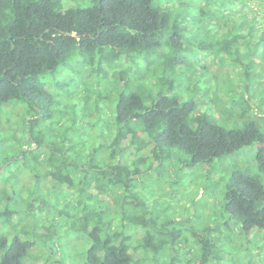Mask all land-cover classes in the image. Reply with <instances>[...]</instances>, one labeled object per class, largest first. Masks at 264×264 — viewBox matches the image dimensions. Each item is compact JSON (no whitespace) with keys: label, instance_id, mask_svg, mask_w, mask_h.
<instances>
[{"label":"trees","instance_id":"1","mask_svg":"<svg viewBox=\"0 0 264 264\" xmlns=\"http://www.w3.org/2000/svg\"><path fill=\"white\" fill-rule=\"evenodd\" d=\"M184 1L0 0V151L8 152L0 165V264L28 256L55 264L70 237L80 243V264H158L182 234L163 229L159 201L146 203L143 193L160 196L161 188L163 196L160 177L165 167L174 171L179 152L205 170L228 161V219L244 234L264 232V28L229 19L231 10L196 9L210 0ZM206 59L242 88L230 109L219 86L207 106H223L197 105L190 82L219 77ZM57 77L74 115L84 111L80 145L70 139L74 126L43 130ZM181 84L189 93H170ZM15 106L24 117L12 120ZM220 119L240 123L226 128ZM96 127L101 137L92 135ZM251 146L253 164H244L240 152ZM24 173L32 187L21 185ZM37 246L43 252L33 256Z\"/></svg>","mask_w":264,"mask_h":264},{"label":"rangeland","instance_id":"2","mask_svg":"<svg viewBox=\"0 0 264 264\" xmlns=\"http://www.w3.org/2000/svg\"><path fill=\"white\" fill-rule=\"evenodd\" d=\"M210 1L212 2L207 6L196 5V9L198 10L199 7L208 10V13L217 9L224 14H227L228 11L231 10L228 15L229 19L241 21L246 18L250 24L257 28V30H255L256 33L264 28V6L260 5L259 2L256 3L252 0ZM184 2L188 3V0H185ZM206 61L210 64V60L206 59ZM207 66L211 73L215 76L219 75V77L214 78L213 82L209 83L208 78L211 77L212 74L204 73V76H199L197 77V80L190 82V85L193 83L197 89V105L201 106V108H205L204 111L213 108L214 105L215 107L216 105L220 107L223 106L219 101L211 107L207 106L209 94L215 91L216 86H219L222 88V95H224L223 99L226 101L224 106L226 109H230L232 107L230 101L241 96V86L236 84L234 80L231 81L230 79L225 78L227 75L226 72L220 76L222 70H219L215 63ZM64 81V79L57 77L54 78V86H50L48 83L49 89L53 93V98L50 100V103H46V112L49 114L50 118L42 123L44 124L43 130H45V132H50V130L54 128V124L57 126L59 132H63L66 128L70 129L74 126V128L77 129L76 133L78 134L74 136L75 138L71 134L70 139L73 141L74 145H80V141L85 135L83 130L87 127L86 125L81 124L84 111L81 112L78 109L76 115H74L72 112L73 105L71 103H75V101L73 99L68 100L64 97L65 95L62 91L55 88L56 84L63 83ZM187 87L188 86L184 84L174 86V89H171L170 93L176 94L179 90L189 93L190 90ZM227 90H233L234 93L229 94L227 97L225 94ZM206 94H208V96ZM14 109L17 110V112L12 116V120L24 117L23 109H20L18 106H15ZM60 113L62 114L60 115ZM214 115L216 118L218 117V115ZM96 116L103 119L105 115L101 112ZM93 119H95V116L87 118L85 122L88 120L92 121ZM219 123L225 124L226 128H231L234 124H239L240 122H236L233 119H228L226 121L220 119ZM45 134V139L51 140L49 134ZM92 135L94 137H101L100 131L97 127L92 130ZM50 144L52 143L50 142ZM240 153H244L246 157L244 164H253L255 154L254 146L246 147L242 149ZM177 154V158L171 157L170 159V162H173L174 171L168 173L167 167H165L162 174L163 176L160 177L159 184L163 186V196L161 188L159 192L160 196H157L156 192L154 195L151 193H143L145 195L144 200L146 203L150 202L153 204L155 202L154 200L159 201L162 209L160 208L159 211H156L155 209L154 211L161 212L163 229H166L169 234H171L173 230H180L182 234V236L173 240L169 247L163 251V256L162 254L159 256V261L157 263L264 264L263 230L244 234L241 232L239 225H236L232 220L228 219V215L224 211L223 189L226 184V175L230 169L229 162L226 160H215L212 164L213 168L205 170L203 165L195 164L187 166L186 161L189 162L190 158L183 156L185 159L184 161L182 154L180 152ZM6 155H8L6 150L0 151V165L2 164V161L5 160L4 158H6ZM167 164L168 163L166 162V165ZM157 173H154L153 176H156ZM21 185H23L24 188H26L25 186L32 187V179L27 173L22 174ZM156 186L157 185H155V187ZM152 187L151 185H148L145 189L151 190ZM1 188L2 185L0 183V189ZM33 220L36 223V231L41 232L42 227L45 224L43 215L36 213V215H33ZM186 229L189 230V233L198 235L201 243L195 242L189 233H187L188 230L186 232L184 231ZM1 233L2 231H0V235ZM63 244L64 249L59 251V253L53 257L54 263L80 264L84 259V256L80 254V251H77V249L80 248V243L77 244L70 237ZM40 246H37L32 250L33 256H38L43 252V248ZM45 246L53 249L51 243H46ZM28 257L23 260V264H32L33 261H38L36 258ZM38 263L43 264V258H41ZM144 264L155 263L148 260Z\"/></svg>","mask_w":264,"mask_h":264}]
</instances>
